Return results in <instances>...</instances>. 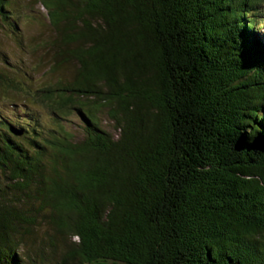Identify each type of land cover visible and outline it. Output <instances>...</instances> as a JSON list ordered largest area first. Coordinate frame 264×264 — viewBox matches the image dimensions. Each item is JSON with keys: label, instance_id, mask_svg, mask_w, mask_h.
I'll return each instance as SVG.
<instances>
[{"label": "trees", "instance_id": "1", "mask_svg": "<svg viewBox=\"0 0 264 264\" xmlns=\"http://www.w3.org/2000/svg\"><path fill=\"white\" fill-rule=\"evenodd\" d=\"M36 2L48 68L0 69V264H264V0ZM35 12L0 0L22 48Z\"/></svg>", "mask_w": 264, "mask_h": 264}, {"label": "rangeland", "instance_id": "2", "mask_svg": "<svg viewBox=\"0 0 264 264\" xmlns=\"http://www.w3.org/2000/svg\"><path fill=\"white\" fill-rule=\"evenodd\" d=\"M29 3L36 11L37 19L27 28L28 33H26L27 37L23 48L18 46L10 36V29L0 22V69H10L16 77H21L20 73L24 69L30 71V75L33 74L35 78H38L40 73L39 71H37L39 74L34 72L33 65L39 62L42 71L48 68L49 58L45 55L47 49H45L44 42L50 33V26L46 10L36 0H29ZM256 34L264 41V25L260 26L258 31L256 30ZM4 58L7 59L6 63H1ZM104 124H108L106 118H104Z\"/></svg>", "mask_w": 264, "mask_h": 264}]
</instances>
